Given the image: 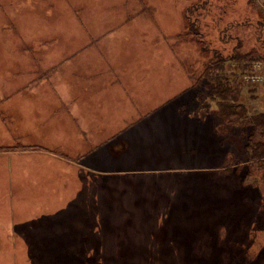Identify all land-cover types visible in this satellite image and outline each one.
<instances>
[{"label": "rangeland", "instance_id": "obj_1", "mask_svg": "<svg viewBox=\"0 0 264 264\" xmlns=\"http://www.w3.org/2000/svg\"><path fill=\"white\" fill-rule=\"evenodd\" d=\"M254 2L0 0V264H264V137L204 70L259 47Z\"/></svg>", "mask_w": 264, "mask_h": 264}, {"label": "trees", "instance_id": "obj_2", "mask_svg": "<svg viewBox=\"0 0 264 264\" xmlns=\"http://www.w3.org/2000/svg\"><path fill=\"white\" fill-rule=\"evenodd\" d=\"M250 4L256 8L254 0H249ZM260 14V17H262ZM264 25V19L260 22ZM264 26H262L263 28ZM198 35L197 29L188 24L187 29L179 34L180 39L185 36ZM257 49L251 48L248 51L241 52L238 46L234 47L227 55L213 57L206 66V69L213 71L212 74V88L210 96L216 99L219 106L218 117L224 123L227 130L233 127H244L251 125L253 131H258L261 137H264V93L260 98V108L250 114L253 106L243 100L242 94L246 81L242 77L252 71V63L254 61L264 62V38L258 40ZM227 62H230L228 65ZM15 148V147H14ZM242 151L248 156L251 163L259 164L261 170V179L264 182V139L258 141L249 138V142L242 147Z\"/></svg>", "mask_w": 264, "mask_h": 264}, {"label": "built area", "instance_id": "obj_3", "mask_svg": "<svg viewBox=\"0 0 264 264\" xmlns=\"http://www.w3.org/2000/svg\"><path fill=\"white\" fill-rule=\"evenodd\" d=\"M251 67L252 71L243 76L244 80L250 84L264 83V62L254 61Z\"/></svg>", "mask_w": 264, "mask_h": 264}, {"label": "crops", "instance_id": "obj_4", "mask_svg": "<svg viewBox=\"0 0 264 264\" xmlns=\"http://www.w3.org/2000/svg\"><path fill=\"white\" fill-rule=\"evenodd\" d=\"M125 75V74H124ZM67 89V90H66ZM41 90V89H40ZM50 90H52V91H54L55 93H58V94H60V100H62L63 102L65 101L66 102V100H65V98H64V95L66 94V93H69V89H68V87H66V88H63V89H56V88H54V87H52V88H50ZM37 93V92H36ZM66 99H68L69 100V97H66ZM67 100V101H68ZM66 103H68V102H66ZM78 119L79 120H81V113L78 115Z\"/></svg>", "mask_w": 264, "mask_h": 264}]
</instances>
